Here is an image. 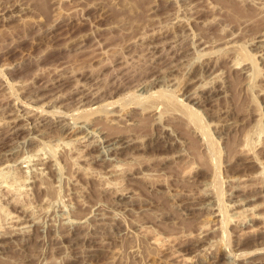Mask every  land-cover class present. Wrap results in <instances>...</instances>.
<instances>
[{"label":"rangeland","instance_id":"374dc122","mask_svg":"<svg viewBox=\"0 0 264 264\" xmlns=\"http://www.w3.org/2000/svg\"><path fill=\"white\" fill-rule=\"evenodd\" d=\"M98 225L84 264H264V0H0V264Z\"/></svg>","mask_w":264,"mask_h":264},{"label":"bare ground","instance_id":"6f19581e","mask_svg":"<svg viewBox=\"0 0 264 264\" xmlns=\"http://www.w3.org/2000/svg\"><path fill=\"white\" fill-rule=\"evenodd\" d=\"M67 24V23H66ZM65 24V25H66ZM56 26V25H55ZM63 26V25H62ZM63 28H65V27H63ZM62 29V28H61ZM68 29V28H67ZM55 30V29H54ZM69 30V29H68ZM62 31H63V29H62ZM66 31V30H65ZM64 31V32H65ZM58 32H60V31H58ZM63 32V33H64ZM62 36V35H61ZM182 52V51H181ZM237 60V59H236ZM241 61V60H240ZM237 63V62H236ZM240 63V62H239ZM232 64V63H231ZM211 66V65H210ZM235 66V65H234ZM233 66V67H234ZM239 66V65H238ZM244 67V66H243ZM211 68V67H210ZM242 69V68H241ZM244 69H247V68H244ZM243 70V69H242ZM241 70V71H242ZM244 71V70H243ZM93 95H95V94H93ZM93 97V96H92ZM91 99V98H90ZM199 99V98H198ZM84 101V100H83ZM197 101V100H196ZM112 103V102H111ZM114 105H115V103H114ZM109 106V105H108ZM97 107H95V109H96ZM98 109V108H97ZM112 109V108H111ZM101 111V110H100ZM108 111H109V109H108ZM114 111V110H113ZM118 111V110H117ZM97 112V111H96ZM116 112V111H115ZM114 112V113H115ZM119 112V111H118ZM90 113V112H89ZM102 113V112H101ZM113 113V114H114ZM104 114V113H103ZM107 114V113H106ZM109 114V113H108ZM129 114V113H128ZM96 115V114H95ZM112 115V114H111ZM116 115V114H115ZM123 115V114H122ZM121 115V116H122ZM126 115V114H125ZM93 117V116H92ZM87 119V118H86ZM90 119V118H89ZM91 120V119H90ZM115 120V119H114ZM113 120V121H114ZM125 120V119H124ZM135 120V119H134ZM112 121V122H113ZM75 122V121H74ZM85 122V121H84ZM88 122V121H87ZM86 122V123H87ZM74 125V124H73ZM72 126V125H71ZM82 126V125H81ZM65 128V127H64ZM77 128V127H76ZM93 131V130H92ZM94 131H95V129H94ZM98 131V130H97ZM82 132V131H81ZM83 133V132H82ZM109 133V132H108ZM111 134V133H110ZM110 134L108 135V136H110ZM85 135V134H84ZM96 135V134H95ZM78 136H80V135H78ZM115 136V135H114ZM117 136V135H116ZM81 137V136H80ZM85 137V136H84ZM93 137V136H92ZM107 137V136H106ZM127 136H122V137H114L113 138V140L112 139H110V140H112L110 143L111 144H115V143H118V144H116V149L118 148H122V149H128L132 144H133V139L131 140L130 138H126ZM79 138V137H78ZM98 138V137H97ZM109 138V137H108ZM112 138V137H111ZM85 139V138H84ZM102 139V138H101ZM104 139V138H103ZM90 141V140H89ZM81 142V141H80ZM92 142H93V140H92ZM107 142V141H106ZM83 143H85V142H83ZM82 144V143H81ZM86 144V143H85ZM84 144V145H85ZM89 144V143H88ZM87 145V144H86ZM98 145V144H97ZM102 149V148H101ZM104 150V149H103ZM116 151V150H115ZM119 151V150H118ZM123 152V151H122ZM130 152V151H129ZM119 153V152H118ZM125 153H126V151H125ZM128 154V153H127ZM129 155V154H128ZM127 155V156H128ZM106 156V155H105ZM119 157H122V156H119ZM131 157V156H130ZM104 158V157H103ZM116 158V157H115ZM128 158V157H127ZM48 159V158H47ZM120 159V158H119ZM50 160V159H49ZM105 161V160H104ZM121 199V198H120ZM208 202V201H207ZM189 207V206H188ZM187 207V208H188ZM208 207V206H207ZM214 207V206H213ZM190 208V207H189ZM187 213H191V212H187ZM214 214H215V212H214ZM99 223V222H98ZM102 223V222H101ZM105 223V222H104ZM106 224V223H105ZM104 224V225H105ZM107 225V224H106ZM105 229H107V228H105V227H103V226H100L99 227V225H98V228H94V233H92V234H90V233H86V232H84L83 234H81V233H79V234H76V236L75 237H73L72 236V238H69V243L66 245V247L65 248H63V249H66V253H68V252H70V254H72L71 256H69L70 257V259L71 260H73V261H78V262H80L81 264H84V263H82V262H84L83 261V257H84V255H86V253L87 252H91V251H96V250H98L99 248H100V246H103L104 245V243H110V244H112V242H116L118 239L117 238H114L115 236H110V235H108L107 234V232H106V230ZM93 231V230H92ZM81 232V231H80ZM89 232H91V231H89ZM77 233V232H76ZM106 233V235H104ZM33 236V235H32ZM105 236V237H104ZM31 237V236H30ZM69 237V236H68ZM119 237V236H118ZM26 238V237H25ZM27 238H29L28 237V235H27ZM34 238V237H33ZM30 239V238H29ZM110 239H112V240H110ZM27 240V239H26ZM35 240V239H34ZM37 240V239H36ZM31 241V240H30ZM33 242V241H32ZM35 242H37V241H35ZM114 242V243H115ZM119 242V241H118ZM117 242V243H118ZM26 243H28V242H26ZM99 243H101V245H99ZM29 244H31V243H29ZM33 244V243H32ZM32 244H31V247H32ZM116 244V243H115ZM64 245V244H63ZM30 245H28L27 246V248H25V246H23L25 249H28V247H29ZM34 246H36V244L34 245ZM19 247H20V245H19ZM23 247H21V248H23ZM38 247H39V244H38ZM58 247H60V246H57V249H58ZM40 248V247H39ZM61 248V247H60ZM35 249H37L36 247H35ZM62 249V251H64ZM21 250V249H20ZM34 250V249H33ZM40 250V249H39ZM39 250H36V251H38L39 252ZM61 250V249H60ZM35 252V251H34ZM33 252V253H34ZM38 252H35L34 254H38ZM92 252V253H93ZM32 253V254H33ZM40 253V252H39ZM61 253V252H60ZM64 253V252H63ZM63 253H61V254H63ZM65 253V254H66ZM33 254V256H35ZM64 254V255H65ZM89 255L91 254V253H88ZM174 256H175V254H173ZM172 255V256H173ZM32 256V255H31ZM30 256V257H31ZM67 256V257H68ZM176 256H178V255H176ZM175 256V257H176ZM87 257V256H86ZM174 258V257H173Z\"/></svg>","mask_w":264,"mask_h":264}]
</instances>
